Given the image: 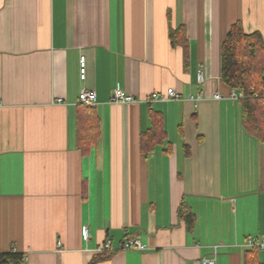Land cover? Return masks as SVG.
<instances>
[{"label":"crops","instance_id":"1","mask_svg":"<svg viewBox=\"0 0 264 264\" xmlns=\"http://www.w3.org/2000/svg\"><path fill=\"white\" fill-rule=\"evenodd\" d=\"M236 21L264 38V0H0V253L25 264H243L247 239L264 240V137L245 129L221 80ZM181 27L186 61L171 44ZM82 88L95 91L99 122L86 151ZM168 88L180 98L145 100ZM115 89L135 101H112ZM127 236L146 249H122Z\"/></svg>","mask_w":264,"mask_h":264},{"label":"trees","instance_id":"2","mask_svg":"<svg viewBox=\"0 0 264 264\" xmlns=\"http://www.w3.org/2000/svg\"><path fill=\"white\" fill-rule=\"evenodd\" d=\"M182 27L170 33L171 44H180L187 59L186 41L178 37ZM221 80L229 88L243 92L239 98L242 108V122L245 129L257 136L264 137V38L259 31L246 32L240 21H236L221 44ZM84 107L77 115V143L86 151L96 139L99 130L98 116L94 106ZM154 125L160 124L158 114L151 111ZM156 127V126H154ZM183 205L179 207L182 212ZM0 263L25 264L24 255L11 251L0 253ZM243 264H264L257 256V249H247L243 254Z\"/></svg>","mask_w":264,"mask_h":264},{"label":"built area","instance_id":"3","mask_svg":"<svg viewBox=\"0 0 264 264\" xmlns=\"http://www.w3.org/2000/svg\"><path fill=\"white\" fill-rule=\"evenodd\" d=\"M80 78L84 79L85 78V58L82 56L80 58ZM197 79L199 82L203 81V73L200 71L197 74ZM213 98L215 99H220L222 95L219 92H214L213 93ZM243 96V92L239 91L235 88H230L228 92V97L231 99L239 100ZM201 96H198V98ZM180 98V93H178L174 88H168L166 92L164 93H158L154 92L151 94L148 98L145 100L149 103H152L153 101L157 100H169V99H179ZM192 99V96H190ZM79 102L87 105V106H94L96 103V94L95 91L92 89H85L82 88L79 92L78 95ZM112 101L115 102H132L135 101V98L131 96L130 94H127L123 90H118L115 89L112 93L111 96ZM89 238V232L88 228H85L83 231V239L87 240ZM246 245L249 248H264V240L262 239H257L256 237H249L247 239ZM58 247H60V243H58ZM122 249H136V250H143L146 249L145 244H143L138 238L133 237V236H127L124 240L121 242ZM111 249V244L110 241L107 240L103 246L101 247V251L104 250H110ZM214 259L213 258H204L202 260V264H213ZM63 264V263H60Z\"/></svg>","mask_w":264,"mask_h":264}]
</instances>
